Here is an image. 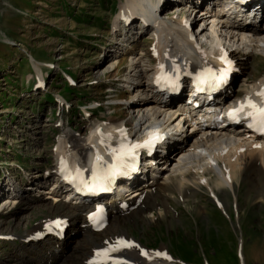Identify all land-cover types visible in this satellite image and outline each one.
Wrapping results in <instances>:
<instances>
[{"label":"rangeland","instance_id":"obj_1","mask_svg":"<svg viewBox=\"0 0 264 264\" xmlns=\"http://www.w3.org/2000/svg\"><path fill=\"white\" fill-rule=\"evenodd\" d=\"M120 1L0 0V181L2 174L7 172L20 180L22 169L34 174L49 170L53 164L49 156L56 147L57 135L62 131L57 123L84 134L94 119V116L84 118L80 105L99 103L101 107L97 115L100 120L110 116L123 117L121 105L109 110L106 103L113 97H124L120 90L122 82L117 80L125 79L122 74L128 67L127 60L124 54H117L113 62L120 63L114 70H110L107 60H104V52L117 41L111 28L118 15ZM194 2L197 3L189 0L183 4L193 10L196 7ZM204 9L205 6L198 7V11L203 12ZM184 15L176 16V19L199 18L198 13L194 17L191 11ZM152 39L150 34L139 37L131 42L132 51L149 55L148 42ZM252 54L255 57H250ZM237 56L240 57L236 60L240 63L237 67H241L242 78L246 80L243 82L250 85L261 77L264 71L263 50L252 53L243 50ZM243 62L252 67L243 68ZM39 70L46 71L47 75V87L43 90L36 88ZM62 70L75 79V86H68ZM109 90L113 91L110 97ZM59 93L65 101L57 98ZM36 125L45 126V132L37 133ZM37 136L41 137L40 140L33 139ZM230 136L222 138L221 143L230 141ZM183 159L187 162L199 160L192 153H187ZM241 187L240 207L245 216L242 219L243 236L234 218L231 223L223 210L219 212L221 216L217 213L206 192L193 194L189 199L205 211L199 212L194 205L186 207L172 202L174 210H169L165 219L155 216L150 224L142 223L138 218L127 222L129 236L141 240L145 248L167 247L178 264H264V202L256 204L254 192H249L244 182ZM29 194L27 191L22 196L28 199L31 198ZM5 199L0 196V205L9 200L8 197ZM29 201L48 203L50 197ZM26 208L25 201H19L14 207L3 205L0 209V236L10 237L8 240L0 237V264H26L18 259L22 253L23 257H32L19 235L43 220L48 211L42 209L27 213ZM214 213L224 224L226 222L228 229L221 227L223 223ZM219 225L227 236L221 240L225 244L217 246L211 235L219 232ZM75 236L78 237L76 244L81 242L78 232Z\"/></svg>","mask_w":264,"mask_h":264},{"label":"bare ground","instance_id":"obj_2","mask_svg":"<svg viewBox=\"0 0 264 264\" xmlns=\"http://www.w3.org/2000/svg\"><path fill=\"white\" fill-rule=\"evenodd\" d=\"M122 1H120V9L118 15L112 23L111 31L112 33H117L116 36L119 37L121 45H126L129 49H131L132 45H130L129 41H134V34L137 31L136 29L140 28L136 26L139 20V18L136 17L138 10L140 13H143L145 12L148 1L151 2L148 7H156L160 0ZM184 3L187 4L185 1ZM169 6L170 8L164 7L162 9L161 13L168 14L170 12V14L166 16L162 15V17H160L158 21L160 28L155 30L149 28L146 30L153 37L152 41L148 42V44H150L149 48L151 49H149V51H151V55H149V57L153 63L157 61L159 62L166 55H170L181 60H184L185 57L188 56L193 58L201 55L196 49H194L192 44H190V38L183 34L184 30L182 28V23H188V19H181V21H179L177 20L178 18H175V16L185 17L184 14L186 12H193V10H189L183 2L179 5L169 4ZM180 7L181 9H179ZM182 7H184V9ZM263 11L264 8H261L257 13L264 14ZM204 14L205 13H202V15ZM122 17L123 20H121ZM142 17V20H147V18H144L143 14ZM215 17L223 23L227 20V17L221 9H212L207 11L205 16L201 17L202 21H209L206 23L201 22L200 26H208L209 23L214 24L213 22ZM129 18H136V20L135 22L132 20L131 24L129 23L126 25L125 23ZM260 21L261 26L255 29L250 26H246L245 24H241L238 20H236V25L239 30L253 33L252 37L251 34H249V37L241 40L243 49L250 51V53L257 50L264 51V21ZM217 24H219V22ZM201 31L203 32L205 29L202 28ZM225 39L226 37H224V40ZM112 48L111 50L118 49V47L115 48V46ZM111 50L106 51L104 60H107L106 62L108 68L110 70H114L120 62H113L115 54H109ZM209 50H214L212 44H210ZM125 52L126 53L123 54L127 60L128 67L125 70V73L122 74L123 77L121 75L120 76L125 78L124 83H127V80H133L134 78H137V80L131 90H125L127 95L126 98H115V100H121L123 102V110L121 111L123 113V117H109L106 121L102 122L103 127L95 126L92 129L93 131L91 130L92 135L90 134L88 136L76 133L71 129H66L63 125L62 133L59 134L57 138L58 144L49 158H57L59 155L63 156L67 153H72L79 160L84 161L85 155L89 153L90 159L95 162L97 154L101 156L102 154L108 153L109 145L112 144L110 139L104 140L103 138L102 142V139L95 138L93 133L97 132L99 128L106 131L114 125L125 128L130 124L134 125L132 128H136L138 125L147 127L152 121L158 122L160 117L165 123L173 120L171 115L175 113L174 108H171L168 105L161 108L152 98L148 100L142 99L143 96L149 95L152 91L150 82L147 79L152 70L150 69V60L147 58L148 55H146V53L144 55L142 53H135L130 50ZM223 52L235 62L240 58L237 56V51L235 49L226 48ZM155 54L157 55L154 56ZM250 57H255V55L252 54ZM251 67L252 66L249 63L243 62V68L249 69ZM39 71V78L37 75L38 84L43 80L42 75L44 76L45 73L43 70ZM117 75L118 74H115L114 76ZM240 82L242 85L245 84L243 81ZM263 84L264 71L261 77L256 78L252 84L250 83L252 88L256 85L261 86ZM128 85H130V82L127 83V86ZM237 95L238 94L234 91L228 92V94L224 96V102L233 100ZM178 98L179 101L183 102V98ZM212 106L217 107L218 110L216 112H211L210 107ZM188 109L190 108L187 107V105H184V110L188 111ZM222 109L221 104L207 103L203 114L210 117L216 116L217 118H223L225 112H223ZM143 119H145L144 122H142ZM223 121L224 119L217 122L215 127L211 130V135L206 138L195 136L192 140L187 141L184 146L182 145L180 149H176L177 152H175V155L178 156L177 159H173L168 156L166 160H170L174 163L173 166L165 173H162L158 180L150 181L147 185L144 183L138 184V187H136L137 189L135 188L133 191L135 197L131 203L133 210L127 213H113L109 218L108 226L102 233H94L91 230L87 220V216L91 210L88 202L74 200L72 204L62 207L54 202V200L57 199V197L54 196L56 194L52 196L53 198L50 199L48 203L37 201L30 202V199H25L22 196L20 191L21 189H18L19 191L17 190V192L10 197L9 195L6 196L9 200L5 204L3 203V205L7 206V208L14 207V205L19 201H25L27 204V213H29V211L40 212L42 209H46L48 211L43 220L36 223V225H34L31 229H25L26 231L19 235L22 242H24L23 246L25 248H29V253L32 255V257H23L22 253V255L18 257L19 261L25 262L26 264H84V262L90 258L95 251L104 246L115 243L118 239L131 241L132 237L129 236L128 229L126 227L127 222L133 221L134 218H138L140 222L145 224H150L154 221L155 216L165 219L169 216V208L172 202L183 204L186 207L194 205L199 212L205 211V209H203L200 205H197L195 201L189 200L192 199L190 197H193V194L195 195L197 191L202 190L206 191V195H208L210 201L213 202L219 215L220 210H223L225 214H227L231 223L234 222L233 218L236 220L235 222H237L236 225L238 230L243 236L244 229L242 228V219L244 214L242 215L240 207V191L242 189L241 185L243 182L247 185L249 192H254L253 198L256 204L264 202V139L256 140L251 139V137H245V135L241 134V128H237L236 133H233L232 127L230 128L229 124L224 125ZM35 128L36 132L40 135L45 132V126L42 127L36 125ZM242 133H244L243 130ZM239 134L241 135L239 136ZM228 136H230V141L221 143L220 140ZM40 138L41 137L38 136L33 137L35 140H40ZM95 145L100 148L101 152L94 149ZM187 153L196 155L199 160L197 162L185 161L183 157ZM166 168L167 167H164V169ZM162 169L163 167H160V170ZM56 171V167L52 166L50 168V174L53 175ZM43 176L41 178V185L42 183H46L47 179H49L48 176H45V178ZM44 189L46 188L39 187L38 192L41 191L46 193ZM3 205H0V209ZM217 213H214L217 220L222 222L217 217ZM55 215L64 216L70 222L69 229L64 240L57 239L53 234V230L49 226V223L53 220ZM174 217L176 218V216ZM25 220L26 219H24V221ZM222 223L223 225L221 224V227L223 229H228L225 225L226 222L225 224L224 221ZM221 227L219 225V232L211 235V238L217 246L223 243L221 240H225L223 236H227L225 231L220 230ZM76 231L81 237V242L77 244L76 242L78 241V237L75 236ZM38 233L43 234L41 239L34 238V236ZM141 243V240L134 238V244L139 245V248L133 247L131 249H125L122 254L116 255V257L121 259L124 257H130L134 264H176V260L174 258L169 261L160 257H156L152 260L141 257L139 255L140 249L142 248ZM167 251V247L162 246L161 248L159 247V249H152L150 254L155 257L156 252L167 253ZM67 255H69V257H66ZM216 261L219 262V260ZM258 263L263 264L260 262ZM109 264H111V262H109Z\"/></svg>","mask_w":264,"mask_h":264},{"label":"snow or ice","instance_id":"obj_3","mask_svg":"<svg viewBox=\"0 0 264 264\" xmlns=\"http://www.w3.org/2000/svg\"><path fill=\"white\" fill-rule=\"evenodd\" d=\"M220 59L224 60L225 63L229 65V67L220 70L219 75H217L211 68H208L203 70L200 73V76L202 79H209V78L213 79L218 82L219 86H222L228 80L231 71L232 62L230 60H227L226 55L221 56ZM163 67L164 66L161 65V68ZM157 82H159V78ZM257 95L264 97V90L258 92ZM246 107L251 109V111L248 112V115L254 117V124H249V127H254L257 131L264 133V106L257 104L255 101L251 99V97H248L246 103H241L238 108L230 109L228 115L231 118L235 119L237 114L243 111ZM112 154L115 156V158L118 161H120L124 155L130 153H126L123 150V148H121L120 150L113 149ZM102 161H103V157L97 154L96 156L97 165L99 166ZM115 167L116 166H113V169H115ZM78 175H79V170L77 171V176ZM77 176H71L70 179L74 181L77 178ZM95 176L96 173H94V177ZM93 218L95 219V217ZM54 223L56 224L57 227H60L63 224V222L59 220L55 221ZM133 247L139 248V245H136L134 244V242H129L125 239H118L115 243L109 244L108 247L98 249L96 251L95 258L92 261H90V264H109V262H111V264H126V262L123 259L114 257L112 254L119 253L122 252L124 249H131ZM141 254L149 260L155 259L156 257H164L168 260L172 259V257L169 256L166 252H156L154 257L149 252L142 249Z\"/></svg>","mask_w":264,"mask_h":264}]
</instances>
